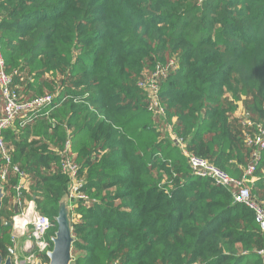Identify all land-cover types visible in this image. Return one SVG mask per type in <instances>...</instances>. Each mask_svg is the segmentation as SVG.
Wrapping results in <instances>:
<instances>
[{
	"label": "trees",
	"instance_id": "1",
	"mask_svg": "<svg viewBox=\"0 0 264 264\" xmlns=\"http://www.w3.org/2000/svg\"><path fill=\"white\" fill-rule=\"evenodd\" d=\"M0 44L22 100L52 96L47 119L3 133L29 181L22 197L52 225L49 252L68 195L52 149L69 139L89 198L73 205L69 264H264L252 212L191 175L137 88L144 65L174 55L178 69L159 90L167 122L187 151L239 178L249 156L235 116L242 96L264 121V0H0ZM18 181L1 184L2 261ZM250 187L264 204V151Z\"/></svg>",
	"mask_w": 264,
	"mask_h": 264
},
{
	"label": "built area",
	"instance_id": "2",
	"mask_svg": "<svg viewBox=\"0 0 264 264\" xmlns=\"http://www.w3.org/2000/svg\"><path fill=\"white\" fill-rule=\"evenodd\" d=\"M177 69V61L171 58L167 59L165 63H156L138 78L137 88L144 94L147 112L151 114L156 123L159 122L160 126L163 125V129L158 127V130L165 132L172 144L180 150L191 175L200 179H207L214 186L230 193L233 203L242 205L252 212L256 225L264 233V204L251 195L250 187L253 183V174L256 166L264 151L263 123L254 120L246 110L240 113H238L239 110L236 111L235 116L238 125L242 129V143L249 155L248 163L245 166L238 167L241 172L239 178L230 176L206 158L187 151L185 141L173 130L175 119L173 118L171 122H167L165 108L159 97L162 81L166 80ZM16 74L20 75V73L14 71L13 75ZM12 83V75L7 74L5 71L0 44V100L2 103L0 111V184L6 183L9 174L18 177V184L14 187L16 206L20 210L18 215L27 219V225L32 230L30 239L38 248L39 253L47 254L49 250L45 236L52 225L46 216L36 210L33 200H29L26 205L27 201L22 197V192L23 190L29 191V181L19 166L12 163V148L8 147L3 133L8 128L13 127L15 121H20V127H23V125L31 122L38 116L47 119L49 111H45L44 113L42 111L52 103V96L45 94L41 97L22 100L18 87ZM52 151L59 157V169L61 173L65 174L68 178L70 209H74L73 205L77 201L88 203V196L80 190L85 184V178L79 172L80 168L76 162V156L72 152L69 139L63 143L61 148L52 149ZM16 218L13 219L14 227ZM257 254L264 260V249L259 250ZM27 263L25 261L22 262V264ZM113 264H116V262Z\"/></svg>",
	"mask_w": 264,
	"mask_h": 264
},
{
	"label": "rangeland",
	"instance_id": "3",
	"mask_svg": "<svg viewBox=\"0 0 264 264\" xmlns=\"http://www.w3.org/2000/svg\"><path fill=\"white\" fill-rule=\"evenodd\" d=\"M171 58L172 59L174 58L176 60V57L174 55L169 57L168 59H171ZM149 69L150 68H148V67H146V65H144V67L141 69V71L138 75L139 76L138 78H140L141 75H143ZM244 82H246V81L244 80ZM227 95L229 96V92L227 93ZM244 100H245V97L242 96L241 100L237 103V110H239L238 113L245 110L244 105H243ZM261 122L264 125V121H261ZM157 126L160 129H163V125L160 126L159 122H157ZM84 176H85V174H84ZM25 201H27L26 202V205H27L28 200L25 199ZM12 205H14L13 199L9 200L8 205H7V207H8L7 209L8 210L11 209ZM14 207H16V209H18L17 206L14 205ZM71 216H72V220L74 223L78 221L77 217L73 214V210H71ZM16 217L22 218V217H20V215H18V216L15 215L12 217L11 236H12V240H13V248L10 250L11 252L9 255V264H22L23 261L28 262L27 264H38L40 261L38 259V256H37V253H39L38 248L33 244L31 246L27 244V240L29 237H31V233H32L31 227L26 224L22 229H19V228H17V225L15 223V227H16L15 228L14 224H13V219H15ZM17 218H16V221L18 220ZM35 252H37V253H35ZM6 260L2 261V259H1L0 264H5Z\"/></svg>",
	"mask_w": 264,
	"mask_h": 264
},
{
	"label": "water",
	"instance_id": "4",
	"mask_svg": "<svg viewBox=\"0 0 264 264\" xmlns=\"http://www.w3.org/2000/svg\"><path fill=\"white\" fill-rule=\"evenodd\" d=\"M3 197L2 187L0 184V208L1 199ZM16 206V203H15ZM70 203L68 195L60 202L58 216L56 218L57 231L52 238L53 248L51 252L47 253L49 257L48 264H69L71 260V244L73 237L71 234V217H70ZM7 226H12V223H7ZM5 225V226H6ZM1 261V257H0ZM5 264H9V257ZM40 264V263H38Z\"/></svg>",
	"mask_w": 264,
	"mask_h": 264
},
{
	"label": "bare ground",
	"instance_id": "5",
	"mask_svg": "<svg viewBox=\"0 0 264 264\" xmlns=\"http://www.w3.org/2000/svg\"><path fill=\"white\" fill-rule=\"evenodd\" d=\"M17 219L18 220L15 222L17 225V228L22 229L27 224V219L25 218H17Z\"/></svg>",
	"mask_w": 264,
	"mask_h": 264
},
{
	"label": "crops",
	"instance_id": "6",
	"mask_svg": "<svg viewBox=\"0 0 264 264\" xmlns=\"http://www.w3.org/2000/svg\"><path fill=\"white\" fill-rule=\"evenodd\" d=\"M1 109H2V103H1V100H0V111H1ZM237 112H235V114H236ZM73 216V215H72ZM72 216H71V210H70V217H71V221L73 222V220H72ZM74 223V222H73ZM27 244L28 245H34V243L32 242V240L30 239V237L28 238V240H27Z\"/></svg>",
	"mask_w": 264,
	"mask_h": 264
}]
</instances>
